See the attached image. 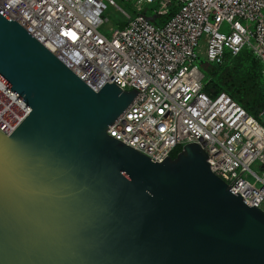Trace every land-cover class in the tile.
<instances>
[{
  "label": "water",
  "instance_id": "1",
  "mask_svg": "<svg viewBox=\"0 0 264 264\" xmlns=\"http://www.w3.org/2000/svg\"><path fill=\"white\" fill-rule=\"evenodd\" d=\"M0 264H264V211L197 143L156 162L107 134L138 91H97L0 9Z\"/></svg>",
  "mask_w": 264,
  "mask_h": 264
},
{
  "label": "built area",
  "instance_id": "2",
  "mask_svg": "<svg viewBox=\"0 0 264 264\" xmlns=\"http://www.w3.org/2000/svg\"><path fill=\"white\" fill-rule=\"evenodd\" d=\"M131 17L103 34V0H0L17 21L82 81L138 91L106 132L159 162L187 143L207 154L210 169L233 193L264 211V109L258 118L230 95L204 89L195 64L220 65L246 47L264 69V0H124ZM156 4L157 24L140 13ZM30 107L0 81V130L10 134ZM259 119L261 121H259Z\"/></svg>",
  "mask_w": 264,
  "mask_h": 264
},
{
  "label": "trees",
  "instance_id": "3",
  "mask_svg": "<svg viewBox=\"0 0 264 264\" xmlns=\"http://www.w3.org/2000/svg\"><path fill=\"white\" fill-rule=\"evenodd\" d=\"M169 15L163 18H156L159 24ZM249 56V57H248ZM232 66L202 64L208 72V80L204 89L214 94L224 91L230 95L249 114L258 118V114L264 109V69L262 63L248 50H243L236 56ZM259 64V66H258ZM221 65V64H220ZM263 73V81L260 82V72ZM177 152L171 153L174 157Z\"/></svg>",
  "mask_w": 264,
  "mask_h": 264
},
{
  "label": "rangeland",
  "instance_id": "4",
  "mask_svg": "<svg viewBox=\"0 0 264 264\" xmlns=\"http://www.w3.org/2000/svg\"><path fill=\"white\" fill-rule=\"evenodd\" d=\"M116 5L121 8L123 11H125L127 14H129L131 17H133L135 14H137V12L134 11L132 4L128 1H124V0H113ZM103 2L106 4V8L104 10V12L102 13V17L103 18H107V21L102 25L101 27V31L103 32V34H109L110 30L109 29H113L116 28V26L118 24H123L126 23L128 21V18L121 13L119 10H117V8L115 6L109 5L107 0H103ZM157 8L156 4H150V5H145L143 7V9L138 12L140 13L143 17L152 20L153 22L156 21V17L154 16V9ZM245 49H247L246 47H244V51ZM249 57V56H248ZM206 63L205 58L203 55H200L195 64L199 67L200 71H202L204 73L205 76H207L208 78V72L206 71L205 68L202 67V64ZM234 64V59L231 56H227L224 60V62L219 65L220 67L225 66V65H229L232 66ZM215 66V65H214ZM259 66V64H258ZM260 67V66H259ZM260 72V82L263 81V73L261 72V69H258ZM264 71V70H263ZM259 121H261L259 119Z\"/></svg>",
  "mask_w": 264,
  "mask_h": 264
}]
</instances>
